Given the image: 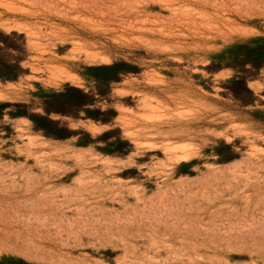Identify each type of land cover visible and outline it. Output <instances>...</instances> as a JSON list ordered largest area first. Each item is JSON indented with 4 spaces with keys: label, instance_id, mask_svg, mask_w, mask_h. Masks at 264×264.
I'll return each instance as SVG.
<instances>
[{
    "label": "rangeland",
    "instance_id": "rangeland-1",
    "mask_svg": "<svg viewBox=\"0 0 264 264\" xmlns=\"http://www.w3.org/2000/svg\"><path fill=\"white\" fill-rule=\"evenodd\" d=\"M261 37L264 0H0V261L264 264V64L220 57Z\"/></svg>",
    "mask_w": 264,
    "mask_h": 264
},
{
    "label": "trees",
    "instance_id": "trees-1",
    "mask_svg": "<svg viewBox=\"0 0 264 264\" xmlns=\"http://www.w3.org/2000/svg\"><path fill=\"white\" fill-rule=\"evenodd\" d=\"M226 55H228L230 59H234L236 61L239 60L242 63L251 64L255 67L262 66L264 64V37L253 39L250 43L235 45L220 54V57H224ZM124 70H126V63H114L111 65L88 68V71L91 73L90 79L98 84V88L101 86L110 87L112 83L117 82L120 79V74ZM21 72L22 68L19 58H15L13 60L0 59V80H14L20 76ZM96 72H104V76L94 74ZM231 82L241 83L242 80L233 79ZM52 97L64 98L65 102L70 107L75 109H81L90 104L89 95L75 87H68L64 92L54 93ZM5 105L6 104H0V107ZM45 111V116H37V118L32 119L35 122L36 127L43 131L47 136H54L57 138L61 137V128H59V123L50 118V115L53 112L57 113L59 111L51 109L48 102L45 104ZM85 112L88 117L99 120V117L97 116L98 110L87 108ZM0 264L28 263L23 260H16L12 257H5L0 261Z\"/></svg>",
    "mask_w": 264,
    "mask_h": 264
}]
</instances>
